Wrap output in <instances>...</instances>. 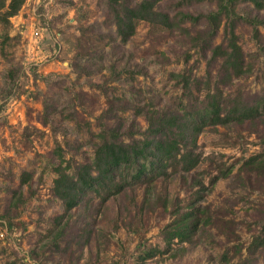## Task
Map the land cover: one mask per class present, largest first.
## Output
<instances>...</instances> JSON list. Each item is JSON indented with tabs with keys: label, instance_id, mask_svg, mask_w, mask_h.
I'll use <instances>...</instances> for the list:
<instances>
[{
	"label": "rangeland",
	"instance_id": "obj_1",
	"mask_svg": "<svg viewBox=\"0 0 264 264\" xmlns=\"http://www.w3.org/2000/svg\"><path fill=\"white\" fill-rule=\"evenodd\" d=\"M217 6V0H162L156 8L177 23L179 12L208 14ZM237 9L264 18V9L248 0ZM225 26L223 17L203 50L193 38L205 36L204 19L172 30L142 22L123 43L104 0H25L9 25L0 22V264H238L249 255L264 224V173L245 163L263 152V123L205 129L195 147L197 166L185 172L178 165L154 181L161 200L155 207L143 203L140 183L97 205L98 212L71 216L53 192L61 159L69 172L90 162L104 124L120 128L126 142L132 133L142 137L137 131L147 123L136 108L173 105L182 94L175 74L204 77L212 48L225 45ZM236 34L253 71L221 89L264 96V55L252 28L241 22ZM211 69L214 81L220 67ZM193 202L205 208L209 224L191 243L168 247L163 230L172 212ZM60 218L69 223L53 244L50 232ZM256 264H264V255Z\"/></svg>",
	"mask_w": 264,
	"mask_h": 264
},
{
	"label": "trees",
	"instance_id": "obj_2",
	"mask_svg": "<svg viewBox=\"0 0 264 264\" xmlns=\"http://www.w3.org/2000/svg\"><path fill=\"white\" fill-rule=\"evenodd\" d=\"M129 1L104 0L105 7L115 18L116 34L123 43L135 34L137 26L142 22L172 30L174 27L178 28L182 21L196 23L204 19L207 26L205 36L193 38L204 50L217 35L224 17L225 45L212 48L204 77L191 79L185 73L173 75L182 89V94L173 99V105L163 108H136L139 114H144L147 123L144 131H137L142 137L134 138L135 133H132L129 135L130 141L126 142L121 138L120 128L104 124L100 128L94 156L90 162L79 164L73 172H69L71 165L62 166L61 159L53 192L62 202L65 215L71 216L72 211L80 209L85 213L95 211L97 205L107 203L126 188L139 183L144 186L143 203L155 207L161 200L155 193L154 181L161 176H168V170L178 165L182 164L185 172H190L197 166L199 159L195 154V147L199 135L205 129L243 125L246 122L251 125L264 124V96L248 99L241 93L226 95L221 89L222 85L229 84L233 79L249 76L253 71L246 63L244 52L238 43L237 25L245 22L251 26L253 40L264 55L260 31V27H264V18L252 16L250 11L237 9L241 0H217L216 10L198 15L179 12L177 17L180 21L176 23L175 18L157 10V4L162 0H141L133 7ZM248 1L256 10L264 9V0ZM24 3L25 0H0V22L9 25L10 18L19 13ZM216 63L220 72L213 81L211 68ZM48 121L49 117L45 114V123ZM60 157L62 158L61 154ZM245 165L247 170L264 173V149L262 153L247 160ZM228 173L230 171L224 174ZM27 180L28 178L23 179L21 185L27 183ZM215 182L216 179L213 184ZM197 183L201 185V182ZM17 198L14 194L12 200L15 199L16 202L19 200ZM95 199L97 204L93 203ZM162 204L167 209V205L163 202ZM189 206L191 208L184 212H172L175 217L163 230V239L168 247L174 240L178 243H191L209 224L210 219L206 216L205 208L194 202ZM61 218L50 232L53 244L64 236L69 223H63ZM7 222L9 226H13L9 219ZM90 237L91 232L85 231L81 239L88 243ZM248 254L238 264H256L258 258L264 255V224L260 234L253 239ZM148 255L150 254L144 253L143 257Z\"/></svg>",
	"mask_w": 264,
	"mask_h": 264
},
{
	"label": "built area",
	"instance_id": "obj_3",
	"mask_svg": "<svg viewBox=\"0 0 264 264\" xmlns=\"http://www.w3.org/2000/svg\"><path fill=\"white\" fill-rule=\"evenodd\" d=\"M33 35H34V36H38V35H39V32H38V31H34V32H33Z\"/></svg>",
	"mask_w": 264,
	"mask_h": 264
}]
</instances>
